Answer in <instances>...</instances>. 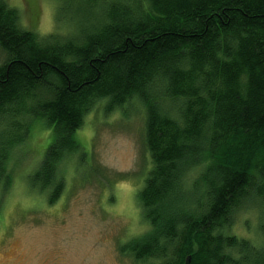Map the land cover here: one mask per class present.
Masks as SVG:
<instances>
[{
    "label": "trees",
    "instance_id": "obj_1",
    "mask_svg": "<svg viewBox=\"0 0 264 264\" xmlns=\"http://www.w3.org/2000/svg\"><path fill=\"white\" fill-rule=\"evenodd\" d=\"M53 31L0 0V189L10 147L45 130L27 190L46 205L99 101L137 102L150 159L134 264H264V0H53ZM39 197V198H40ZM253 206L257 238L232 233Z\"/></svg>",
    "mask_w": 264,
    "mask_h": 264
},
{
    "label": "rangeland",
    "instance_id": "obj_2",
    "mask_svg": "<svg viewBox=\"0 0 264 264\" xmlns=\"http://www.w3.org/2000/svg\"><path fill=\"white\" fill-rule=\"evenodd\" d=\"M6 2L23 27L40 35L60 30L53 0ZM105 105L97 102L84 116L74 135L83 159L62 162L64 189L51 205L27 190L49 134L34 130L26 142L10 147L8 184L0 189V264H134L118 245L144 228L137 204L150 166L144 114L137 102L124 104L122 113ZM245 208L236 213L232 233L257 238L260 215L253 206Z\"/></svg>",
    "mask_w": 264,
    "mask_h": 264
}]
</instances>
